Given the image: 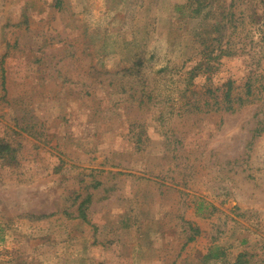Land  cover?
<instances>
[{"label":"rangeland","instance_id":"obj_1","mask_svg":"<svg viewBox=\"0 0 264 264\" xmlns=\"http://www.w3.org/2000/svg\"><path fill=\"white\" fill-rule=\"evenodd\" d=\"M0 264H264V0H0Z\"/></svg>","mask_w":264,"mask_h":264},{"label":"trees","instance_id":"obj_2","mask_svg":"<svg viewBox=\"0 0 264 264\" xmlns=\"http://www.w3.org/2000/svg\"><path fill=\"white\" fill-rule=\"evenodd\" d=\"M246 98H242L241 96H239V98L236 97V95L234 94V89H235V86H234V80H227L225 83H224V87H223V90L220 94L221 96V99L222 102H223V105L226 109H231L233 110V102L235 100H250V95H252V90H251V86H250V82H247L246 83ZM242 100V101H243ZM251 101V100H250ZM199 107V106H198ZM212 108V107H211ZM209 108V109H211Z\"/></svg>","mask_w":264,"mask_h":264}]
</instances>
